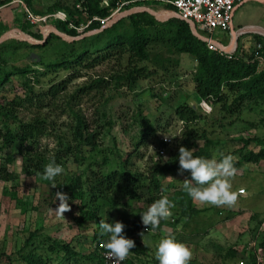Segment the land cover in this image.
Here are the masks:
<instances>
[{"label": "rangeland", "instance_id": "rangeland-1", "mask_svg": "<svg viewBox=\"0 0 264 264\" xmlns=\"http://www.w3.org/2000/svg\"><path fill=\"white\" fill-rule=\"evenodd\" d=\"M73 2L74 0H34L32 3L33 9L46 13L48 7L55 3L72 6ZM101 5L107 6L108 0H104ZM17 7L18 5H12L10 8H0V24L8 27L7 33L11 36L7 41H16L0 51V77L18 68L28 66L37 68L35 64L40 61L44 63L55 61L64 52L62 40L67 41L56 34L58 38L52 36L54 32L51 27L54 24L49 20L43 26L45 34L43 39L34 38L27 31H23L28 37L41 41L39 44L42 47L20 45V41H28L22 40L18 28L16 29L19 18ZM133 7L137 6H131L129 9ZM145 7L163 15L170 11L154 6L152 3ZM126 10L128 9L122 12ZM84 20L83 18L81 22L85 23ZM233 26L237 32L245 29L263 31L264 2L261 0L245 2L236 11ZM38 29L39 27L35 26L32 31ZM201 33L209 36L204 32ZM255 34L260 33L251 31L242 34L239 37V44L242 43L245 48L253 46L255 42L252 40ZM212 37L223 44H228L232 38L231 32L220 30H216ZM14 46L20 47L14 49ZM149 56L148 65L157 70L155 77L141 81L133 89L126 86L116 88L112 85L103 93L93 91L88 96L82 97L76 105L75 110L80 111L96 127V122L102 116L100 110H103L107 101L106 111L116 123L110 132L108 128L105 129L107 133L103 135L100 145L95 150L85 149L81 155L85 158L83 162L85 164L89 161L100 162L110 148L115 146L116 141L124 154L132 152L131 141L135 131L132 124L141 112L158 128L156 137L150 138L144 146H141L142 156L137 153L132 155L136 166L145 172L152 166V160L167 159L169 151L176 149L175 144L182 139L186 124L178 117L175 109L182 103L191 102L196 105L195 108L201 115V119L189 126L199 133L205 131L207 136L213 140L212 157L215 155L219 159V154L224 153L236 158L235 164L238 171L231 179V183L232 191L238 193V199L232 207L193 203L201 211L188 219L183 216L181 208L175 206L171 209L172 216L167 220H161L160 228L155 231L151 229L144 231V239L149 242L151 253L149 256L140 257L139 264L155 263L156 246L167 233H171L176 240L185 243L191 249L192 258L189 264H236L242 258L250 263L254 241L257 248L262 250V264H264V247L261 245L264 240L262 234L259 237L256 235L264 220V159L259 162L244 160V154L264 149V145L252 140L253 138L264 140V100L247 101L236 114L228 110L222 111L220 106L205 101L206 105L211 108V113L206 114L205 110L199 107L201 101L198 100L193 89L192 76L196 69L194 56L180 53L164 43L153 44L149 48ZM117 68L120 67L113 57L112 61L97 66L87 71L84 77L74 80L71 83L70 92L90 83L95 78L109 77ZM64 74L63 72L60 75ZM26 78L28 76H12L10 81L0 88V107L8 104L17 95H21L22 84ZM153 94H156V97ZM45 110L43 112H46ZM2 111L3 109H0V113ZM35 113L38 112L34 108L20 107L17 110L16 120L6 119L0 114V128L9 126L16 130L19 121H29ZM52 117L59 129L58 133L70 138L69 125L72 118L67 116L64 109L57 110ZM165 135L170 136L171 139L168 145L165 144ZM245 140L252 141L245 145ZM192 142L194 139H191ZM203 142V139L195 141L198 146H203ZM57 149L56 138L50 136L42 139L39 153L40 155L46 154L45 156L50 159ZM24 155L25 149L20 147L0 150V167H5L7 171L12 172L13 176L10 179L0 178V254H5L0 258V264H25L21 256L34 250L47 258L48 264H97L99 258L96 255V243L93 238L95 232L100 229L99 224L96 221L78 223L80 201L71 197L67 191L62 192L68 195L71 210L65 212V216H58L54 211L59 204V200H55L54 187L36 175L25 172ZM79 163L71 159L66 165H61L64 168L62 178L69 180L77 175V172H83L84 166L80 167ZM189 177H191L190 172L161 176L164 185L161 196L170 198L176 186ZM148 194L147 189L141 191L142 199L136 207L147 210L150 206L146 202ZM131 210V207L125 208V212ZM116 211L114 219L117 218L116 213L118 211L122 213L124 209L119 207ZM138 236L142 241V237ZM56 242L69 244L77 255L65 254L58 248L51 251L50 246ZM231 251H234V254Z\"/></svg>", "mask_w": 264, "mask_h": 264}, {"label": "trees", "instance_id": "trees-1", "mask_svg": "<svg viewBox=\"0 0 264 264\" xmlns=\"http://www.w3.org/2000/svg\"><path fill=\"white\" fill-rule=\"evenodd\" d=\"M12 1L0 0V8L7 7ZM23 1L33 12L41 15L65 11L68 15L67 21L52 22L55 28L72 37L81 35L75 27L87 24L94 17H108L122 2H129L124 9L135 5L150 6L152 3L164 10L176 11L174 6L163 0H108L107 6L101 5L104 0H74L72 6L55 3L48 7V12L44 13L33 9L34 0ZM17 14L19 18L16 28L27 31L34 38L43 39L39 29L32 31L35 25L29 22L24 12ZM83 18L85 23L81 22ZM0 27L1 37L7 33L8 27L4 24H0ZM101 28L100 21L94 20L85 28L84 33ZM52 36L58 38L55 34ZM252 41L255 43L249 48H245L242 43L239 44L233 57L228 58L210 50L206 42L194 36L190 25L185 20L174 17L167 21H159L148 12L131 14L98 33L77 40L69 42L62 40L64 52L55 61L48 63L40 61L35 64L37 68L31 66L18 68L0 77V88H2L12 76H28L22 84L21 95H17L8 104L0 107L3 109L0 114L4 118L16 120L17 110L20 107L34 108L38 112L29 121H19L16 130L9 126L0 128V150L15 147L25 149L23 157L25 172L36 175L49 185L53 182L42 178L46 164L55 161L64 166L71 159L76 163L80 162L78 165L84 166V171L77 172V175L69 180H64L61 174L58 175L55 178L54 192L67 191L71 197L80 201L79 224L96 221L100 225L101 220L109 223L122 221L125 224L124 235L136 242V247L130 250L129 257L123 264H139L140 257L149 256L151 253L150 247H145L138 236L139 232L146 229L141 220V213L145 210L136 207L142 199L141 191L148 190L146 201L148 205L161 198L164 188L161 176L178 173L179 147L195 149V156L212 158L211 149L214 142L205 131L199 133L190 128L189 125L200 120L201 115L195 107H189V104L185 102L175 109L178 117L186 124L185 130L182 133V139L175 144L176 149L169 151L167 159L152 160V166L145 172L133 162V153L142 156L141 146H144L150 138L156 137L158 131L152 120L139 112L132 124L135 127L131 141L132 152L124 154L116 141L115 146L110 148L100 162L89 161L85 164L83 162L85 158L81 156L85 149L95 150L100 145L103 135L107 133L105 129L108 128L110 132L116 123L106 111L107 101L103 110H100L102 116L96 122V127L80 111L75 110L76 105L82 97L88 96L93 91L103 93L112 85L116 88L126 86L133 89L141 81L155 77L156 68L148 65L149 48L153 44L164 43L180 53L194 56L196 69L192 76V84L199 101L210 102L220 106L222 111L228 110L236 114L245 102L264 100V67L259 68V62L255 60L257 52L264 57V36L255 34ZM13 42L16 41L6 40L0 43V51ZM19 44L42 47L41 44L33 45L22 41ZM257 44L262 45L260 49L257 48ZM19 47L14 46V49ZM113 57L119 69H114V73L109 77L95 78L90 83L70 92V86L74 80L84 77L87 71L112 61ZM63 72L65 74L61 76ZM55 77H58V80L54 79ZM153 96L156 97V94ZM59 109H64L67 116L72 118L69 125L70 138L58 133L59 129L52 120V115ZM44 110L46 112H43ZM50 136L56 138L58 149L49 159L45 156L46 154L40 155L39 146L42 139ZM191 139H194V142L191 143ZM201 139L204 140L203 146H198L195 141ZM252 140L264 145V140L260 138ZM252 140H245V145ZM191 145L193 147H190ZM263 159L264 149L244 154V160L247 162H259ZM1 177L10 179L13 177L12 172L7 171L5 167H0ZM183 182L176 186L169 199L175 203V206L181 208L183 216L188 219L201 210L193 205L191 197L183 190ZM119 207H122L124 211L122 213L118 211L117 218L114 219V214ZM127 207H131L132 210L125 212ZM149 228L150 226L147 228L148 231H150ZM259 229L256 235L262 234L264 240V229L262 233ZM93 240L96 243V255L99 258L97 264H103L99 248L101 244L107 242L108 235L103 234L99 229L95 232ZM261 245L264 247V241ZM56 248L61 249L65 254L77 255L69 244L56 242L50 246L51 251ZM231 253L234 254V251ZM3 255L5 254H0V258ZM21 258L25 264H48V259L35 250L23 254ZM154 264H159V261L156 260ZM249 264H257L253 253L250 255Z\"/></svg>", "mask_w": 264, "mask_h": 264}, {"label": "clouds", "instance_id": "clouds-1", "mask_svg": "<svg viewBox=\"0 0 264 264\" xmlns=\"http://www.w3.org/2000/svg\"><path fill=\"white\" fill-rule=\"evenodd\" d=\"M189 107H196L191 102ZM199 107L203 108L206 114L211 113L205 103L201 102ZM170 136L165 135L167 141ZM195 149L185 146L179 147V168L178 172H190L191 178L183 182V190L191 197L194 204H209L217 207H232L236 204L238 193L232 191L231 179L237 174L235 167L236 158L231 154L220 153V158L214 155L212 158H205L194 155ZM64 172V168L52 161L44 166L42 178L52 181V187H56L55 178ZM194 182V183H193ZM59 200L58 207L54 209L58 216H65V212L71 210L68 203L69 197L62 191H57L55 200ZM175 208V203L167 196L155 200L146 211L141 213L142 224L155 231L160 228L161 220H167L172 216L171 209ZM100 229L103 234L108 235L105 244L106 254L114 264H122L130 250L136 247L135 240L124 235L125 224L122 221L113 223L101 220ZM264 229V225L261 226ZM145 232L141 231L142 243L145 247L150 246L144 239ZM155 258L159 264H189L192 258L191 249L183 242L178 241L171 233L165 234L159 241L155 249Z\"/></svg>", "mask_w": 264, "mask_h": 264}, {"label": "built area", "instance_id": "built-area-1", "mask_svg": "<svg viewBox=\"0 0 264 264\" xmlns=\"http://www.w3.org/2000/svg\"><path fill=\"white\" fill-rule=\"evenodd\" d=\"M166 3L171 4L176 8V12L179 13L183 19L190 20L195 23L197 30L201 33L204 32L209 36L204 35L208 40L206 42L208 48L214 52H217L221 55H225L228 58L233 57V53L226 52L231 44V40L228 44H223L213 39L212 35L216 30L222 32H231L232 22L237 11L238 7L249 1V0H163ZM18 4L20 12H24L26 18L36 27H39V30L44 34L43 26L46 25L49 20L51 21H67L68 15L65 11H56L54 13L48 14H37L33 12L23 0H13L9 5ZM129 4V2H122L114 9L111 14L106 18L94 17L89 20L87 24L80 27H75L79 33L84 34L85 28L89 26L94 20L100 21L102 28L107 27L115 20L118 15L124 10V6ZM7 5V6H9ZM73 27V25H71ZM202 34V33H201ZM261 44H257V48H261ZM255 60L259 62V68L264 67V57L258 52L255 55ZM203 103L206 104L205 101ZM171 139L165 140V144H169ZM264 225V220L261 223V226ZM260 226V233L263 231ZM145 231H148L147 228ZM144 232V231H143ZM140 233V232H139ZM138 233V235H139ZM259 237V235L257 236ZM105 244L100 245L99 252L101 254L103 264H114V262L107 257ZM253 253L257 259V264H262L263 253L262 250L257 248L255 241L252 243ZM129 257V254L127 258ZM126 258V259H127ZM125 259V260H126ZM124 260V261H125ZM122 261V264L124 263ZM236 264H249L246 259H240Z\"/></svg>", "mask_w": 264, "mask_h": 264}, {"label": "water", "instance_id": "water-1", "mask_svg": "<svg viewBox=\"0 0 264 264\" xmlns=\"http://www.w3.org/2000/svg\"><path fill=\"white\" fill-rule=\"evenodd\" d=\"M137 12H148L149 14L153 15L159 21H167V20H169L171 18H174V17L179 18V19H182V20H185L176 11H169L168 13H166L164 15L163 14L161 15L158 12H156V11H154V10L148 8V7H145V6H137V7H133L131 9H128V10L122 12L107 27H110L114 23L118 22L120 19H122L124 17H127V16H129L131 14L137 13ZM185 21L188 22V24L190 25V29H191L192 33L194 34V36H196L198 39H200V40H202L204 42H207L208 39L205 36H203L202 34H200V32L197 30L196 25H195L194 22H192L190 20H185ZM107 27L101 28V29L96 30V31H91V32H89L87 34H83V35H80L78 37H70V36L62 33L61 31H59L57 28H55V26H52L51 27V30L57 36L65 39L67 41H73V40L80 39V38H82L84 36H87V35H92V34L98 33V32L102 31L103 29H105ZM18 31L20 33L19 36L21 37L22 40L28 41V42H30L32 44H39V43H41V41H36V40L28 37L23 31H21V30H18ZM247 32H251V30H242V31L237 32V31H235L234 27L232 26V28H231L232 42H231L230 46L225 49L226 52L234 53L238 49V47H239V37L242 34H245ZM252 32H257V31L253 30ZM257 33H260V32H257ZM260 34L264 35V33H260ZM9 37H10L9 33L4 34L3 36L0 37V43L6 41L7 39H9Z\"/></svg>", "mask_w": 264, "mask_h": 264}, {"label": "crops", "instance_id": "crops-1", "mask_svg": "<svg viewBox=\"0 0 264 264\" xmlns=\"http://www.w3.org/2000/svg\"><path fill=\"white\" fill-rule=\"evenodd\" d=\"M261 1H263L264 2V0H261ZM244 4V3H243ZM243 4H241L239 7H238V9L243 5ZM13 6H17V4H13ZM7 8H10V6H7ZM18 9H17V12L18 13H22V12H20V9H19V5H18V7H17ZM237 9V10H238ZM236 13V12H235ZM232 26H233V22H232ZM234 27V26H233ZM17 29V28H16ZM18 30H20V29H18ZM245 30H249V29H245ZM22 31V30H21ZM251 31H253V30H251ZM255 31H257V30H255ZM19 32V31H18ZM257 32H260V33H264V30L262 31V30H259V31H257ZM260 35V34H259ZM9 38H11V36L9 37ZM231 41H232V38H231Z\"/></svg>", "mask_w": 264, "mask_h": 264}]
</instances>
